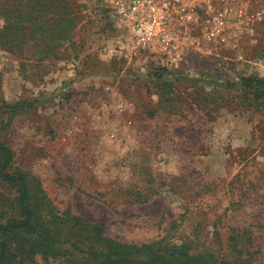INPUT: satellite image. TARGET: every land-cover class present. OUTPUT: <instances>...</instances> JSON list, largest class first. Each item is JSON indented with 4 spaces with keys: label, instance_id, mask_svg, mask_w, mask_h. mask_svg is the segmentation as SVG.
<instances>
[{
    "label": "rangeland",
    "instance_id": "374dc122",
    "mask_svg": "<svg viewBox=\"0 0 264 264\" xmlns=\"http://www.w3.org/2000/svg\"><path fill=\"white\" fill-rule=\"evenodd\" d=\"M29 1L0 0V29L17 23ZM238 1L249 13L264 10V0ZM44 4L39 23L48 33L23 19L21 47L0 46V139L33 196L100 223L117 241L163 239L264 264V104L255 109L211 83L264 77V16L234 27V48L203 41L165 63L115 48L103 0ZM163 68L169 86L147 78ZM24 100L33 104L3 105Z\"/></svg>",
    "mask_w": 264,
    "mask_h": 264
},
{
    "label": "trees",
    "instance_id": "16d2710c",
    "mask_svg": "<svg viewBox=\"0 0 264 264\" xmlns=\"http://www.w3.org/2000/svg\"><path fill=\"white\" fill-rule=\"evenodd\" d=\"M44 3L45 0L29 1L26 10L17 16V23L4 24L0 29L2 48L21 47L26 36L23 19L29 21L30 30L35 26L39 32L48 33L45 23H39L44 20L39 15L50 10ZM35 11L38 15L32 16ZM68 17L71 21V16ZM54 29L58 34L57 26ZM62 33L60 30L59 35ZM166 71L165 68L156 70L147 78L151 76L157 85L169 86L171 81ZM211 83L216 93L239 92L241 101L255 109L264 104L263 76L241 74L236 80H213ZM32 104L33 100L3 102L12 110ZM13 157L11 147L0 139V186L7 189V193L12 191L11 194L0 192V264H27L36 256L44 259L66 257L72 264H252L246 258L232 261L212 251L192 252L187 243L163 239L141 244L117 241L104 233L100 223L58 213L51 209L44 195L33 196L26 173L13 166Z\"/></svg>",
    "mask_w": 264,
    "mask_h": 264
},
{
    "label": "built area",
    "instance_id": "2783aa9c",
    "mask_svg": "<svg viewBox=\"0 0 264 264\" xmlns=\"http://www.w3.org/2000/svg\"><path fill=\"white\" fill-rule=\"evenodd\" d=\"M103 1L115 48L129 59L145 52L160 54L165 63L197 51L203 41L234 48V27L264 16L261 9L249 13L238 0Z\"/></svg>",
    "mask_w": 264,
    "mask_h": 264
}]
</instances>
